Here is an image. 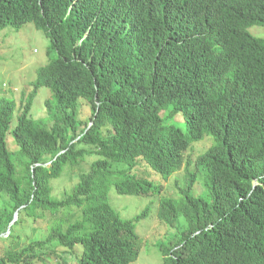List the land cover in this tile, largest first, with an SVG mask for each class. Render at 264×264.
<instances>
[{
  "label": "trees",
  "instance_id": "1",
  "mask_svg": "<svg viewBox=\"0 0 264 264\" xmlns=\"http://www.w3.org/2000/svg\"><path fill=\"white\" fill-rule=\"evenodd\" d=\"M27 23L49 39L48 63L19 106L0 100V193L34 218L82 212L71 224L54 219L46 244L77 264L135 262L147 210L123 218L110 190L159 197L185 167L178 198L159 201L160 222L186 224L160 247L162 264H264V39L250 32L264 28V0H0V32ZM42 87L50 126L31 117ZM80 99L91 108L84 128ZM206 136L213 145L188 158ZM90 154L73 192L55 199L51 181ZM192 165L205 170L206 196L193 194ZM28 253L0 264L33 262Z\"/></svg>",
  "mask_w": 264,
  "mask_h": 264
},
{
  "label": "rangeland",
  "instance_id": "2",
  "mask_svg": "<svg viewBox=\"0 0 264 264\" xmlns=\"http://www.w3.org/2000/svg\"><path fill=\"white\" fill-rule=\"evenodd\" d=\"M253 36L264 39V28L252 27ZM50 45L45 34L37 30L32 23H27L21 28L6 27L0 32V100L1 98L14 99L18 106L23 94L31 90V82L36 78L38 68L48 63L47 48ZM51 98L50 91L42 87L34 100L31 117L42 120L47 126L51 125L48 119L45 101ZM15 112L12 127L16 124ZM91 108L86 100H79L78 118L82 121L81 128L89 123ZM211 137H205L194 144L187 152V157L195 160L213 145ZM8 148L11 153L16 151V145L11 135L7 138ZM84 148L91 149L86 146ZM97 159L95 154L85 157V160L75 166L68 165L62 176L51 181L52 195L61 200L70 195L80 182V174L90 170L91 164ZM185 168V167H184ZM175 173L166 182L164 191L159 197L122 196L111 189L109 198L111 205L123 218H132L147 210L146 217L136 225V231L140 239V254L138 259L131 264H162L160 247H170L179 240L180 231L184 229V219H180L177 228L167 227L158 218L159 201L162 198L177 199L176 185L182 186L185 178V169ZM190 172L196 174V183L193 194L196 197L206 196L205 170L190 167ZM160 183V182H158ZM37 218L29 209L15 210L14 203L5 192L0 193V258H16L23 249L28 248L27 256H34L31 262L29 257L24 261L29 264H61L65 259L69 264H77L75 254L66 251L57 243L46 244L48 230L53 225L54 219H62L65 224L74 223L82 218V212L78 209L61 210L57 215L48 212H37ZM76 254H80L79 247L75 248ZM41 259H40V258ZM46 258V259H45ZM24 261H21L23 264ZM7 264H14L8 262Z\"/></svg>",
  "mask_w": 264,
  "mask_h": 264
},
{
  "label": "water",
  "instance_id": "3",
  "mask_svg": "<svg viewBox=\"0 0 264 264\" xmlns=\"http://www.w3.org/2000/svg\"><path fill=\"white\" fill-rule=\"evenodd\" d=\"M93 123H90L89 124V126H88V129H89V127L92 125ZM87 131V130H86ZM86 133V132H85ZM80 139V137H78L76 140H74L72 143H74V142H76V141H78Z\"/></svg>",
  "mask_w": 264,
  "mask_h": 264
}]
</instances>
